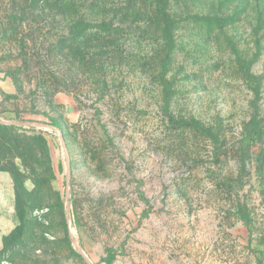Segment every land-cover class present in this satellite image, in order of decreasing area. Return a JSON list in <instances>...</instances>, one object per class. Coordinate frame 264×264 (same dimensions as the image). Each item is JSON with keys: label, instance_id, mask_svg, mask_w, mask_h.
Masks as SVG:
<instances>
[{"label": "rangeland", "instance_id": "374dc122", "mask_svg": "<svg viewBox=\"0 0 264 264\" xmlns=\"http://www.w3.org/2000/svg\"><path fill=\"white\" fill-rule=\"evenodd\" d=\"M151 1L0 0V264H264V0H168L164 75Z\"/></svg>", "mask_w": 264, "mask_h": 264}, {"label": "trees", "instance_id": "16d2710c", "mask_svg": "<svg viewBox=\"0 0 264 264\" xmlns=\"http://www.w3.org/2000/svg\"><path fill=\"white\" fill-rule=\"evenodd\" d=\"M133 3L134 0H127V3ZM167 3L168 0H152L148 5L151 7L153 17L155 18L154 21L159 24L161 22L160 20L164 21V32L162 33V39L164 40L163 44L161 45V48L157 52V55L155 56L156 59V64H157V72L161 73L164 75L168 68L171 66L173 59H174V50H175V43L173 42L172 39V19L169 17L168 13L166 12L167 8ZM135 5V3L132 4V6ZM129 9L126 8L125 12H128ZM197 18V17H196ZM200 20H204V22H207L208 25H214V24H219L222 23L223 21L226 20H232L233 22V17L227 16L226 18L223 17H217V16H211V17H205L203 18H198ZM112 23L109 22L108 20L101 19L99 21H86L83 17H79L76 19V21L72 24V28L76 30L75 36L77 35L78 37L81 38L82 41H84L87 37V29L94 27L95 29V35H97L99 32H103L105 35L103 38L109 36L112 34L114 31V28L111 26ZM98 38V37H97ZM241 64H244V60H240ZM160 83L165 84L167 83L166 80L163 78L160 79ZM252 127H254V131L252 134L256 136L258 139L262 140V128L258 125L257 122L252 123ZM258 161L260 163L264 162V147L261 148L258 156Z\"/></svg>", "mask_w": 264, "mask_h": 264}]
</instances>
